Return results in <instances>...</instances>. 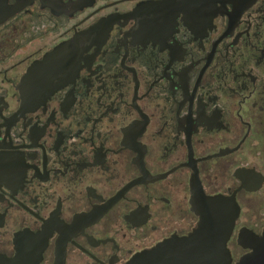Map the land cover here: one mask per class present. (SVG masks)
Masks as SVG:
<instances>
[{
    "label": "flooded vegetation",
    "instance_id": "af4514ba",
    "mask_svg": "<svg viewBox=\"0 0 264 264\" xmlns=\"http://www.w3.org/2000/svg\"><path fill=\"white\" fill-rule=\"evenodd\" d=\"M63 44L78 75L24 103ZM213 197L238 264L264 237V0H0V264H127Z\"/></svg>",
    "mask_w": 264,
    "mask_h": 264
},
{
    "label": "water",
    "instance_id": "95a60500",
    "mask_svg": "<svg viewBox=\"0 0 264 264\" xmlns=\"http://www.w3.org/2000/svg\"><path fill=\"white\" fill-rule=\"evenodd\" d=\"M66 50L67 45L63 44L33 65L21 87L24 103L28 101L37 104L46 103L58 89L70 81L69 79L76 78L79 67L73 66L71 73L62 63L65 60ZM78 61L76 54L74 63ZM30 87H38L40 90H30ZM224 203L221 197L207 199L205 205L212 209L203 213L202 225L191 237L179 241L167 240L152 249L136 254L127 264H231L229 249L226 245L233 229L232 226L229 227L230 222H225L223 227L219 228L220 230L218 227L211 231L206 227L204 229V224L207 225L210 220L223 221L217 216L211 217L209 213H219L221 210L216 211L215 207ZM230 213L234 214L231 221L234 225L239 215V206L234 204ZM238 264H264V237L261 238L255 252L242 258Z\"/></svg>",
    "mask_w": 264,
    "mask_h": 264
}]
</instances>
